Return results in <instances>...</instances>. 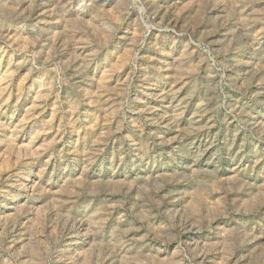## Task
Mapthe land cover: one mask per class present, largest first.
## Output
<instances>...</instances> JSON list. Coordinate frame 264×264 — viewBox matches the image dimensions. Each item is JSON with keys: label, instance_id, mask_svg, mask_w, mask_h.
Masks as SVG:
<instances>
[{"label": "rangeland", "instance_id": "374dc122", "mask_svg": "<svg viewBox=\"0 0 264 264\" xmlns=\"http://www.w3.org/2000/svg\"><path fill=\"white\" fill-rule=\"evenodd\" d=\"M0 264H264V0H0Z\"/></svg>", "mask_w": 264, "mask_h": 264}]
</instances>
